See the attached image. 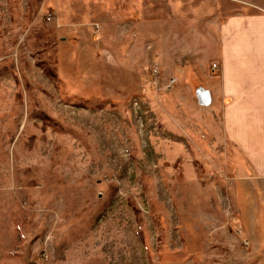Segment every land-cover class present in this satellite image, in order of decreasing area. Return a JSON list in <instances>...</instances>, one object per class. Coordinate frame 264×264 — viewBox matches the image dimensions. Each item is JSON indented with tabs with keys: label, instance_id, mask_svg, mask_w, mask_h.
Wrapping results in <instances>:
<instances>
[{
	"label": "rangeland",
	"instance_id": "rangeland-1",
	"mask_svg": "<svg viewBox=\"0 0 264 264\" xmlns=\"http://www.w3.org/2000/svg\"><path fill=\"white\" fill-rule=\"evenodd\" d=\"M237 12L0 0V264H264V180L187 91Z\"/></svg>",
	"mask_w": 264,
	"mask_h": 264
},
{
	"label": "crops",
	"instance_id": "crops-1",
	"mask_svg": "<svg viewBox=\"0 0 264 264\" xmlns=\"http://www.w3.org/2000/svg\"><path fill=\"white\" fill-rule=\"evenodd\" d=\"M217 28L216 56L190 64L187 91L198 111L215 112L223 139L264 180V20L237 12ZM198 87L209 105L196 102Z\"/></svg>",
	"mask_w": 264,
	"mask_h": 264
},
{
	"label": "built area",
	"instance_id": "built-area-1",
	"mask_svg": "<svg viewBox=\"0 0 264 264\" xmlns=\"http://www.w3.org/2000/svg\"><path fill=\"white\" fill-rule=\"evenodd\" d=\"M212 69H217V65L216 64H212ZM158 73V68H156V66L151 70V74L155 76V74ZM174 79H170V84H172V82ZM169 85V84H168ZM166 86V85H165ZM171 86V85H169ZM195 97H196V102L198 104H200L201 106H207L210 104V96L208 91L201 89L200 87L195 89ZM137 104V103H135Z\"/></svg>",
	"mask_w": 264,
	"mask_h": 264
}]
</instances>
